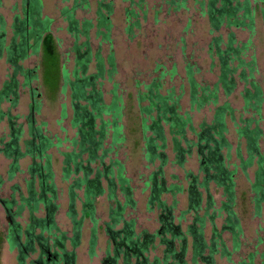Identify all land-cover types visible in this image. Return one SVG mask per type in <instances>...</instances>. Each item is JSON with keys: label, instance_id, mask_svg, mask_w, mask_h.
<instances>
[{"label": "trees", "instance_id": "obj_1", "mask_svg": "<svg viewBox=\"0 0 264 264\" xmlns=\"http://www.w3.org/2000/svg\"><path fill=\"white\" fill-rule=\"evenodd\" d=\"M129 6H137L142 12L145 0H122ZM137 1V2H135ZM188 0H167V5L175 11L184 10ZM23 15L15 14L11 23V38L6 43V24L0 17V58L5 56L7 64L12 68L13 74L9 82H5L0 89V107L2 103L9 104V110L15 108L18 103V82L16 76L23 78V87L30 92L32 104L29 114L25 117L27 124V136L25 137L22 125H16V116H11L7 112L0 110V122L7 118L9 126L8 140L0 139V152L11 160L9 178L13 177L19 167V161L29 157L32 161L29 166V174L33 179L38 177L39 193H35L33 182L28 185V197L23 200L18 213L26 206L28 208V224L23 231L17 224H12V236L9 238V245L17 252V264H26L31 254L35 253V247L39 250L37 258L30 261V264H74L75 254L73 250L79 246L81 229L86 219L95 220V201L104 194L101 186V179L106 182L107 198L113 202L114 207L110 208L109 221L105 223L104 232L107 234L112 246V253L107 251L102 264H186L184 258L187 251L186 235L191 237V248L193 261L200 259L205 264H213V256L218 252V247L222 254H227L225 246L221 243L220 233L212 227V237L209 244L205 239V220L207 213L199 216L201 208L202 194L198 187L208 191V184L213 183L223 192L225 200L221 203L220 211L226 214L225 224L222 230L233 235V243L238 247V240L242 235L240 221L234 211L236 201V171L231 170L226 164V156L230 152V144L227 140V119H234L233 109L228 103L218 105L219 94L229 97L237 88L238 83L245 85L241 92L243 113L249 114L250 118L241 119V125H236L235 130L239 139L245 142V158L240 159L239 169L247 172L254 167L253 183L250 185L253 195L252 202L257 216L264 213V130L259 126L262 116V106L264 97L261 87L255 81L256 62L253 57L247 59L249 50L248 43H239L230 32L223 38L218 34L222 29H242L253 32L255 18L258 11L264 20V0H194L201 15L207 18L208 32L210 40L208 43V55L216 61L218 76L213 86H200L195 79V70L192 66H186V82L189 87V103L192 110L200 111L207 106H215L213 118L210 124L205 122L199 125V130L195 132L196 142L191 144L186 138L187 130L191 128V117L181 114L180 100L182 95L171 89L167 92L163 90V77L161 74L157 79L151 80L138 91L136 101L139 107L141 118V128L144 139V157L150 164L156 160L160 161L159 171L149 176L146 185L150 186L149 205L156 204L160 209V228L156 234L142 232L136 234V226L133 220L125 218L126 208H135L133 190L125 177L124 167L118 161H111L109 165H104V160L108 157L110 149H104L107 135L112 133V144L122 141L121 122V98L116 94V88L112 90V100L106 104L103 99V92L99 88L100 80L113 81L116 73L114 57L109 54L106 59L97 55L96 72L87 75L90 63L89 43L83 46H76V66L72 73V79L63 69L59 62V55L56 49L55 40L50 32L51 20L42 17L41 0H22ZM87 0H73L70 8H64L62 16L68 23V32L77 39L80 34L88 37V31L92 27L89 21L83 24V31L79 30V23L75 19V11L78 8H87ZM97 35H102L110 42L109 34L111 30L110 15L113 11L112 0H98L97 2ZM126 32L131 34L132 29L139 27V12L133 9L125 10ZM132 21V22H131ZM84 47L85 51L80 52ZM41 53V65L45 79L50 78L55 70L60 75L61 92L66 88L69 90L70 106L72 110L71 126L76 129V136L71 140L74 150L62 152L64 165V180L69 179V173L81 175L73 180L68 187L69 207L67 216L72 223L71 242L72 251L66 252L63 241L67 240L65 234L60 233L55 226L54 215L58 207L54 203L57 198V191L53 181L50 156L47 151L53 147L52 139L45 136L43 125L37 126L34 116L39 112V102L36 98L40 94L32 88L33 81L38 79L37 68L24 69L22 61L26 60L30 54ZM175 74L172 69L171 75ZM44 78V77H43ZM64 108V105H62ZM65 114L62 113V117ZM109 116V120H104ZM168 140L171 142L172 151L175 154V163L183 166L186 157L195 148L199 170L204 173L203 180L199 183L196 177L188 175L189 182L187 194L189 199V209L195 213L192 224L187 227L186 234H183L178 226L173 222V209L176 201L171 206H166L160 200L161 195L183 192V189L176 185L166 186L162 178V168L167 163L165 150ZM60 145V144H59ZM185 148H183V146ZM21 147L23 151H21ZM225 153V155H224ZM95 165V169L93 168ZM116 167V171L114 168ZM72 169V170H71ZM161 176L158 181L157 177ZM2 182H0L1 186ZM118 186L119 194L123 203L117 199L116 190ZM77 191H82L81 216L77 219L75 210L78 201ZM207 209L213 205L210 195H207ZM7 212L9 202L1 200ZM40 204L46 213L44 218L36 217ZM8 205V206H7ZM8 216L11 217L10 212ZM214 216H210V220ZM13 222V220H12ZM120 228H117L119 227ZM39 231L36 235L35 232ZM48 234L44 238V234ZM21 234L24 235V242L21 241ZM169 235V239L165 236ZM51 237V239H50ZM160 239L164 245L163 258H154L149 262L146 254L151 249L154 238ZM96 229H91L89 250L90 255H94L96 245ZM51 241L52 245H49ZM180 243L179 249H175V242ZM218 242L220 244L218 245ZM2 237L0 234V251ZM58 248L59 253L52 251ZM208 254L204 256L205 252ZM253 256H249V262L242 264H255ZM49 261V263H48ZM260 264H264V252L261 254Z\"/></svg>", "mask_w": 264, "mask_h": 264}, {"label": "rangeland", "instance_id": "obj_2", "mask_svg": "<svg viewBox=\"0 0 264 264\" xmlns=\"http://www.w3.org/2000/svg\"><path fill=\"white\" fill-rule=\"evenodd\" d=\"M87 8H78L75 11V19L79 23V30L83 31V24L89 21L92 27L89 29L87 36L80 34L75 39L67 30L68 23L62 16L64 8H70L73 0H41L42 17L51 20L50 32L55 40L56 49L59 55V62L67 75L72 79V73L76 66V46H83V43H89L90 63L88 65L87 75L96 72L97 55L106 59L109 54L114 57L116 73L113 81L100 80L99 88L103 92V99L106 104L112 100V90L116 88V94L121 98V122L122 141L112 144V133L107 135L104 149H110L108 157L104 160V165H109L112 161H118L123 167L125 177L133 190V199L136 203L135 208H126L125 218L133 220L136 226V234L147 232L156 234L160 228L159 215L160 209L156 204L149 205L150 186L146 185L149 176L159 171L160 161L156 160L150 164L144 157V139L141 128V118L139 107L136 101L138 91L151 80L157 79L161 74L163 77V90L167 92L171 89L181 94L180 108L181 114L191 117V128L187 130L186 138L191 144L196 142L195 132L199 130V125L203 122L210 124L213 118L215 106L196 111L192 110L189 103V87L186 82V66H192L195 70V79L197 83L204 87H212L217 80L218 68L216 61H213L208 55V43L210 40L208 32L207 18L200 14L199 8L194 0L187 1V7L184 10L175 11L166 3L167 0H145L142 9L145 11L144 17L137 6H129L122 0H112L113 11L110 15L111 30L109 34L110 42L104 39L102 35H97V2L98 0H87ZM201 1V0H198ZM137 2V1H135ZM22 0H0V17L6 24V43L11 38V23L15 14L23 15ZM133 9L135 13L139 12V27L133 28L132 33L126 32L128 23L126 22L125 10ZM132 22V21H131ZM234 33L239 43H248L249 50L247 59L254 58L256 62L255 81L261 87L264 97V20L260 12L256 14L255 26L253 32L242 29H222L218 34L223 38L228 33ZM82 47L80 52H84ZM24 69L37 68L38 79L33 81L32 88L40 94L36 98L39 102V112L34 116L37 126L43 125L45 136L52 139L53 147L47 151L50 156L51 169L53 173L52 183L57 191V198L54 201L58 207L54 215L55 226L59 233L65 234L67 240L63 241V247L66 252L72 251L71 242L68 240L72 237V223L67 216L69 207L68 187L73 180L80 178V174L69 173V179L64 180V165L62 152H71L74 146L71 144L76 136V129L71 126L72 110L70 106L69 90L66 88L61 92V77L55 70L52 71L50 78L45 79L43 64L41 65V53L30 54L29 57L20 62ZM172 69L175 74L171 75ZM13 70L7 64L5 56L0 58V89L5 82L12 78ZM44 77V78H43ZM18 87V103L15 108H9L8 103H2L0 110L16 116V125H22L25 137L27 136V124L25 117L29 114L32 99L27 88L23 87V78L16 76ZM245 85L238 83L236 90L229 97L219 94V103L222 105L228 103L233 109L234 119H227V140L230 144V152L226 156V164L231 170L236 171V201L234 211L240 221L242 235L238 240V247L234 246L233 235L228 231H223L226 214L220 211L221 203L225 200L223 192L215 184H208V191L198 187L202 194L201 208L199 216L208 214L205 220V239L209 244L212 237V227H215L220 233L221 243L224 244L227 254H222L218 247V252L213 256V264H242L249 262V256H253V262L260 264L261 254L264 252V213L256 215L252 202L253 195L250 185L253 183L254 167L242 172L239 169L240 155L245 158V142L239 139L236 133L237 124L241 125L240 120L250 118L249 114L243 113V101L241 92ZM64 105V108H62ZM62 113L65 114L62 117ZM259 126L264 130V103L262 106V116ZM104 120H109L105 116ZM9 126L7 118L0 122V139L8 140ZM60 144V145H59ZM185 148L184 145H182ZM0 148L2 146L0 145ZM21 151L23 148L21 147ZM167 163L162 168L166 186L176 185L183 189V192L174 196L165 194L160 196V200L165 202L166 206H171L173 201L176 205L173 209V222L178 226L183 234H186L187 227L192 224L195 213L189 209V199L187 187L189 182L188 175L197 178V182L203 180L204 173L199 170V162L195 148L190 155L186 157L183 166H178L175 161V154L172 151L171 142L168 140L165 150ZM225 155V153H224ZM32 161L25 157L19 161V167L13 177L9 178L11 160L7 159L0 152V234L2 237V246L0 251V264H17V252L12 250L9 245L10 235L12 236V224L15 223L23 234L28 224V208L25 206L21 213H18L19 207L23 200L28 197V185L33 182L32 186L35 193H39L38 177L33 179L29 174V166ZM95 165L93 168L95 169ZM72 170V169H71ZM116 171V167L114 168ZM161 180V176L157 177ZM101 186L104 194L95 201V220L86 219L81 229L80 244L73 252L75 254L74 264H102L107 251L112 253V246L109 237L104 232L105 223L109 221L110 208L114 207L112 201L107 198L106 182L101 179ZM78 201H76L75 210L77 219L81 216L82 191H77ZM117 199L123 203L122 196L119 194L118 186L116 190ZM207 195H210L213 205L207 209ZM1 200L10 203L8 212ZM7 205V206H8ZM39 211L36 214L38 218H44L45 209L40 204ZM210 216L214 219L210 220ZM13 220V222H12ZM96 229V245L94 255H90L89 241L91 229ZM117 228H120L117 227ZM21 234V241L25 237ZM36 235L39 234L37 230ZM48 234H44L47 238ZM169 239V235L165 236ZM51 239V237H50ZM187 253L185 255L186 264H205L200 259L193 261L191 237L186 235ZM52 242L49 241V245ZM220 242H218V245ZM175 249H179L180 243L175 242ZM164 245L160 239L155 237L151 249L146 254L149 262L154 258H163ZM52 251L59 253L58 248H52ZM39 250L35 247V253L31 254L26 261L30 264L37 258ZM208 254L205 252L204 256ZM121 259L118 264H121Z\"/></svg>", "mask_w": 264, "mask_h": 264}, {"label": "flooded vegetation", "instance_id": "obj_3", "mask_svg": "<svg viewBox=\"0 0 264 264\" xmlns=\"http://www.w3.org/2000/svg\"><path fill=\"white\" fill-rule=\"evenodd\" d=\"M48 263H49V261H48Z\"/></svg>", "mask_w": 264, "mask_h": 264}]
</instances>
